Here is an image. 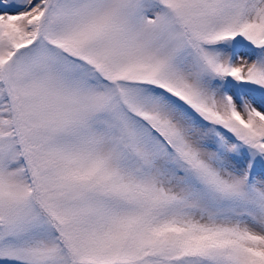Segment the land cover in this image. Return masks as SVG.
I'll list each match as a JSON object with an SVG mask.
<instances>
[{"label": "snow or ice", "instance_id": "snow-or-ice-1", "mask_svg": "<svg viewBox=\"0 0 264 264\" xmlns=\"http://www.w3.org/2000/svg\"><path fill=\"white\" fill-rule=\"evenodd\" d=\"M0 264H264V0H0Z\"/></svg>", "mask_w": 264, "mask_h": 264}]
</instances>
